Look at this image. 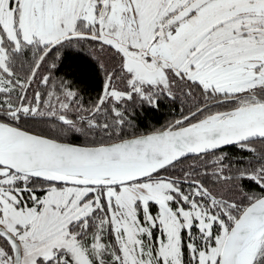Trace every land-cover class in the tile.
<instances>
[{
  "label": "snow or ice",
  "instance_id": "6c2138e0",
  "mask_svg": "<svg viewBox=\"0 0 264 264\" xmlns=\"http://www.w3.org/2000/svg\"><path fill=\"white\" fill-rule=\"evenodd\" d=\"M0 264H264V0H0Z\"/></svg>",
  "mask_w": 264,
  "mask_h": 264
}]
</instances>
